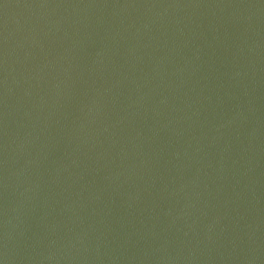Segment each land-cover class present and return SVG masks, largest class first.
<instances>
[{"label":"water","instance_id":"95a60500","mask_svg":"<svg viewBox=\"0 0 264 264\" xmlns=\"http://www.w3.org/2000/svg\"><path fill=\"white\" fill-rule=\"evenodd\" d=\"M0 264H264V0H0Z\"/></svg>","mask_w":264,"mask_h":264}]
</instances>
